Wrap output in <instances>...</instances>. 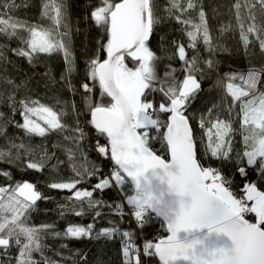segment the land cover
Masks as SVG:
<instances>
[{
    "label": "snow or ice",
    "instance_id": "1",
    "mask_svg": "<svg viewBox=\"0 0 264 264\" xmlns=\"http://www.w3.org/2000/svg\"><path fill=\"white\" fill-rule=\"evenodd\" d=\"M27 6V0L21 4L0 0V40H18L20 45L0 44V63L8 61V51L29 64L40 54L61 53L66 67L60 81L74 96L80 94L81 102L78 106L75 100L59 96L53 97V104L27 94L18 98L21 85L0 74V106L8 109L0 110V163L43 171L56 159L47 187L71 192L68 203L61 205V216L65 209L82 216L85 199L88 209H97L103 202L94 198V192L108 187L110 181L124 185L130 178L134 194L127 196V204L140 227L152 214L167 226L165 238L143 245V254L158 256L160 264H264V190L247 180L249 168L264 180V66L225 73L216 86L224 81L222 102L227 103V115L221 118L214 112L218 105L213 104L197 118L189 111L191 100L207 75L216 71L213 55L224 50L212 35L202 0H164L163 4L159 0H94L86 19L93 21L101 36L77 88L72 83L77 69L67 0H41L36 23L14 15L16 9ZM230 11L235 24L221 26V35L238 32L245 54L257 46L264 53V0H234ZM173 21L187 39L168 41L160 36V47L153 50L152 37L164 23ZM165 60H178L180 75ZM234 112L238 120L232 118ZM70 113L71 124L64 119ZM81 115L96 134L94 150L115 164L109 176L84 190L78 186L99 169L81 151L80 142L87 135L80 126ZM9 128L22 130L23 136L9 134ZM53 133H68L52 148L65 153L72 177L59 176L57 169L64 161L43 143ZM237 135L240 150L234 149ZM33 136L43 138L41 144L34 145ZM152 141H159L170 159L158 155ZM206 158L234 163L246 182L234 190L219 168L206 166ZM0 178L4 179L0 184V264H64L60 252L48 254L46 239L79 238L88 235L93 224H69L63 231H57L55 224H33L32 210L47 197L33 183L15 181L10 170L0 169ZM250 214L252 220L246 218ZM100 215L95 211V217ZM115 232L119 229L104 228L98 235L111 237ZM121 235L127 238L122 248L124 264H141L140 249L134 247L131 234Z\"/></svg>",
    "mask_w": 264,
    "mask_h": 264
},
{
    "label": "trees",
    "instance_id": "2",
    "mask_svg": "<svg viewBox=\"0 0 264 264\" xmlns=\"http://www.w3.org/2000/svg\"><path fill=\"white\" fill-rule=\"evenodd\" d=\"M93 2L94 0H67L72 26V50L75 56L77 69V71L73 73L72 83L77 88H79V84L84 78L86 61L94 53L97 47V41L101 36L100 30L96 28L93 21L90 18L86 19L91 10L89 4ZM163 2L164 0H159L160 4H163ZM233 2L234 0H202L212 35L214 38H218L224 50L218 51L213 55V59L216 63V71L207 75L202 82L201 90L195 98L191 100L189 111L197 118L202 113L206 114L207 109L213 104L218 105V107L214 109V112L219 114L221 118H225L227 115L226 111H224L227 107V103L222 102V97L225 96L224 81H221L219 87L216 86L217 80L223 77L225 73H245L252 67L260 68L264 66V53L260 51L258 46L250 48L248 54H245L238 43V32L226 31L221 35L219 31L221 26L227 25L229 22L235 24L233 12L230 11ZM16 3L21 4V0H16ZM27 3V7L16 9L14 15L20 19L29 20L33 23L40 21L41 0H27ZM178 28L179 25L175 24L174 21L164 23L151 39L152 49H159L160 36H165L168 41H171L173 38L186 40L187 38L182 36L177 30ZM0 44H4L9 48L20 46L18 40H0ZM158 54L163 55V53ZM6 55L8 61L0 63V74L11 78L17 84L21 85V88L17 92L18 98H22L27 94L33 99H40L42 103L53 104L55 103L53 97L59 96L61 99L68 102L75 100L77 105H80L81 95L77 94L74 96L63 82L60 81V77L65 72L66 67L61 53L54 52L51 55L40 54L33 64H29L27 60L22 57H17L11 51H8ZM204 55L207 54L204 53ZM125 62H128L127 58ZM169 62L173 67L177 68V74L180 75V62L178 60H165L163 63L167 64ZM129 66L132 65L130 64ZM45 73L49 75L46 76ZM52 78H55V82H53ZM235 83L240 82L235 81ZM155 98L158 101L160 99L159 94H157ZM0 110L8 112L7 107L0 106ZM232 118L238 120V118L235 117V112ZM16 119L20 120L21 118L17 115ZM64 119L71 124L74 117L70 113ZM86 119V116L81 115L80 126L85 128L87 133L85 139L80 142L81 151L90 162L97 166L99 171L96 175L86 177L82 181L78 186L81 190L91 189L102 176L107 177L103 174V170L107 169L111 172L115 167L109 156H103L94 150L93 146L95 144L96 134L93 129L85 124ZM193 127L196 129L197 135H201L195 121L193 122ZM8 131L9 134L23 136L22 130L9 128ZM62 135L53 133L49 135L47 139L33 136L31 142L34 145H39L43 139V143L45 147L48 148L49 152L55 151L56 158L64 161L63 164L58 166L57 171L59 176L68 178L72 177L74 174L65 153L60 149L52 148V144L59 143L62 140ZM240 141L241 137L237 135L234 141L235 150H240ZM100 142L101 144L105 143V139L101 137ZM151 146L158 155L168 159V153L166 149L161 147L159 141H152ZM76 157L77 162H79V152L76 153ZM55 163L56 159L51 160L48 167L43 171L22 169L14 165L0 163V169L10 170L15 181L31 182L36 185L43 196L47 197V199L37 201L35 208L32 210L30 219L33 224H55L57 231H63L69 224H79L81 226L93 224V230L88 235L79 238L48 237L45 242L51 249L48 253L49 255H52L54 252H60L64 258V264H124L125 257L122 253V243L127 238L121 235L122 232H129L131 234V240L139 239L143 244L147 241L154 242L158 238H165L167 236L162 221L153 214L141 228L139 224L134 225L127 214L119 212V209L126 205L124 201L125 195L133 193L132 186L127 179L124 185H117L110 181L108 187L94 192V198L103 202L97 209H88L85 199V210L82 216H75L73 212L67 209L64 210V215L61 216V205L68 203L67 198L71 195V192L67 190H53L47 187L49 176L52 173L51 165ZM205 164L206 166L219 168L221 172L233 182V187L235 189L246 182L236 171L234 163L227 161L221 163L215 158H206ZM247 180L257 183L258 187L264 190V180L259 178L255 169H248ZM2 183H4V179L0 178V184ZM116 205H121V207L118 209ZM95 211H99L101 215L95 217ZM132 217L137 221L134 215ZM125 219L130 222L126 225H122L121 222ZM113 227L119 229V232L113 233L111 237L98 235L102 229ZM63 245H67V247L65 248ZM143 256L140 257L141 264H159L155 256Z\"/></svg>",
    "mask_w": 264,
    "mask_h": 264
},
{
    "label": "built area",
    "instance_id": "3",
    "mask_svg": "<svg viewBox=\"0 0 264 264\" xmlns=\"http://www.w3.org/2000/svg\"><path fill=\"white\" fill-rule=\"evenodd\" d=\"M103 174L104 175H106V176H109V174H110V171H108L107 169H105V170H103ZM233 189L235 190V188L233 187ZM119 212H124L125 214H127L129 217H130V219H131V221H132V223L134 224V225H137L138 224V222L137 221H135L134 219H133V213H132V211H131V206H127V205H124V206H122L120 209H119ZM247 219H249V220H252L253 219V217H252V215L250 214V215H248L247 217H246ZM130 221H128L127 219H125V220H123L122 222H121V224L122 225H126V224H128ZM161 238H158V239H156L154 242H157L158 240H160ZM132 243H133V245H134V247H138L139 249H140V257H142L144 254H143V243L139 240V239H135V240H132ZM122 245H123V243H122ZM144 257V256H143Z\"/></svg>",
    "mask_w": 264,
    "mask_h": 264
},
{
    "label": "water",
    "instance_id": "4",
    "mask_svg": "<svg viewBox=\"0 0 264 264\" xmlns=\"http://www.w3.org/2000/svg\"><path fill=\"white\" fill-rule=\"evenodd\" d=\"M127 58V57H126ZM168 159H170V156L168 155ZM112 161V160H111ZM113 162V164H114V161H112ZM115 165V164H114ZM126 179H127V181L130 183V185H131V180H130V178H127L126 177ZM132 186V185H131ZM154 215V214H153ZM155 216V215H154ZM159 218V217H158ZM160 220H161V218H159ZM162 221V220H161ZM163 223V222H162ZM163 225H164V228H165V232L167 233V235L169 234L168 233V231H167V226H166V224L165 223H163ZM155 258H156V260H157V262L160 264V261H159V258H158V256H155Z\"/></svg>",
    "mask_w": 264,
    "mask_h": 264
},
{
    "label": "rangeland",
    "instance_id": "5",
    "mask_svg": "<svg viewBox=\"0 0 264 264\" xmlns=\"http://www.w3.org/2000/svg\"><path fill=\"white\" fill-rule=\"evenodd\" d=\"M71 44H72V38H71ZM112 182L115 183L114 181H112ZM115 184H116V183H115ZM117 185H118V184H117ZM132 194H134V193H129V194H126V195H125V199H124V201H125V204H126V205H128V204H127V196H128V195H132ZM161 239H163V238H161Z\"/></svg>",
    "mask_w": 264,
    "mask_h": 264
}]
</instances>
